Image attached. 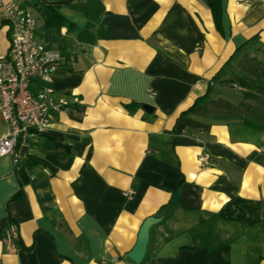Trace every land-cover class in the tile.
<instances>
[{
	"label": "crops",
	"instance_id": "obj_1",
	"mask_svg": "<svg viewBox=\"0 0 264 264\" xmlns=\"http://www.w3.org/2000/svg\"><path fill=\"white\" fill-rule=\"evenodd\" d=\"M37 1L75 26L50 84L67 109L0 157V264H135L147 220L141 264H264V130L186 112L264 49V0ZM8 32L0 11V54Z\"/></svg>",
	"mask_w": 264,
	"mask_h": 264
},
{
	"label": "built area",
	"instance_id": "obj_2",
	"mask_svg": "<svg viewBox=\"0 0 264 264\" xmlns=\"http://www.w3.org/2000/svg\"><path fill=\"white\" fill-rule=\"evenodd\" d=\"M0 11L9 27V47L0 54V117L7 125L6 134L0 138V157L11 156L16 164L20 161L16 148L47 132L52 113L66 110L67 102L57 98L50 86L62 57L38 39L31 10L9 2L0 3ZM198 162L207 164V156L200 155ZM5 237L8 244H14V225L7 227Z\"/></svg>",
	"mask_w": 264,
	"mask_h": 264
},
{
	"label": "trees",
	"instance_id": "obj_3",
	"mask_svg": "<svg viewBox=\"0 0 264 264\" xmlns=\"http://www.w3.org/2000/svg\"><path fill=\"white\" fill-rule=\"evenodd\" d=\"M23 1L25 6L32 7L43 19L40 37L46 47L57 48L62 58L69 59V44L61 36V29H66V35H70L75 31V26L58 13L57 6L46 5L37 0ZM240 50L241 57L237 67H230L229 76L221 80V83L241 88V101L233 104L221 98L211 99L205 94L198 97L186 112L206 120L241 122L264 130V59L258 56V52H264V49L257 38H252L237 51ZM152 177L149 176L148 179L152 180ZM20 196L21 192L12 199ZM16 246L20 248L21 242L17 240Z\"/></svg>",
	"mask_w": 264,
	"mask_h": 264
},
{
	"label": "water",
	"instance_id": "obj_4",
	"mask_svg": "<svg viewBox=\"0 0 264 264\" xmlns=\"http://www.w3.org/2000/svg\"><path fill=\"white\" fill-rule=\"evenodd\" d=\"M176 200V197L174 198V201ZM151 220H147L143 226L141 227L137 239V243L133 250L128 254V258L135 264H141L146 248H147V242L149 237V228L151 225Z\"/></svg>",
	"mask_w": 264,
	"mask_h": 264
},
{
	"label": "rangeland",
	"instance_id": "obj_5",
	"mask_svg": "<svg viewBox=\"0 0 264 264\" xmlns=\"http://www.w3.org/2000/svg\"><path fill=\"white\" fill-rule=\"evenodd\" d=\"M251 54L253 55V53ZM220 89L225 95L224 100L230 101L233 104H237L239 101H241L242 99L241 92L243 91H240L237 88L233 87V84L222 85ZM214 99H217V98H214Z\"/></svg>",
	"mask_w": 264,
	"mask_h": 264
}]
</instances>
